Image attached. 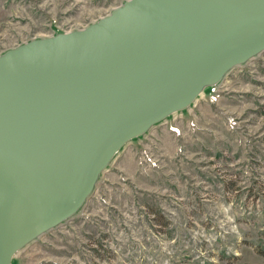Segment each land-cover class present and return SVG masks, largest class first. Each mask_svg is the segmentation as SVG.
Listing matches in <instances>:
<instances>
[{"label": "water", "instance_id": "obj_1", "mask_svg": "<svg viewBox=\"0 0 264 264\" xmlns=\"http://www.w3.org/2000/svg\"><path fill=\"white\" fill-rule=\"evenodd\" d=\"M264 52V0H127L0 55V264L69 221L130 141Z\"/></svg>", "mask_w": 264, "mask_h": 264}, {"label": "rangeland", "instance_id": "obj_2", "mask_svg": "<svg viewBox=\"0 0 264 264\" xmlns=\"http://www.w3.org/2000/svg\"><path fill=\"white\" fill-rule=\"evenodd\" d=\"M125 1L0 0V55ZM222 80L121 148L13 264H264V52Z\"/></svg>", "mask_w": 264, "mask_h": 264}, {"label": "trees", "instance_id": "obj_3", "mask_svg": "<svg viewBox=\"0 0 264 264\" xmlns=\"http://www.w3.org/2000/svg\"><path fill=\"white\" fill-rule=\"evenodd\" d=\"M56 34H58V33H55L54 35H56ZM14 263V259L12 260V264Z\"/></svg>", "mask_w": 264, "mask_h": 264}, {"label": "built area", "instance_id": "obj_4", "mask_svg": "<svg viewBox=\"0 0 264 264\" xmlns=\"http://www.w3.org/2000/svg\"><path fill=\"white\" fill-rule=\"evenodd\" d=\"M214 88V87H213ZM213 88H212V90H213Z\"/></svg>", "mask_w": 264, "mask_h": 264}]
</instances>
